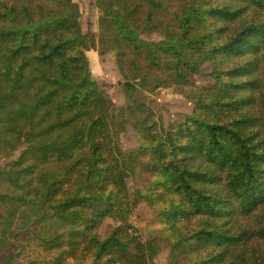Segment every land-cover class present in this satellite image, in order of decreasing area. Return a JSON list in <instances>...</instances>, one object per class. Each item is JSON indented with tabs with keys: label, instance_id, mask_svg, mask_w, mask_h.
<instances>
[{
	"label": "trees",
	"instance_id": "16d2710c",
	"mask_svg": "<svg viewBox=\"0 0 264 264\" xmlns=\"http://www.w3.org/2000/svg\"><path fill=\"white\" fill-rule=\"evenodd\" d=\"M103 10L125 97L115 109L92 76L83 0H0V253L28 231L0 264H158L164 248L167 264H264L235 245L252 225L264 243V0ZM153 27L162 40L141 37ZM204 64L212 81L196 86ZM170 86L192 109L165 123L137 94ZM121 123L136 149H122ZM139 204L158 223L146 239L130 222ZM103 218L118 223L105 235Z\"/></svg>",
	"mask_w": 264,
	"mask_h": 264
},
{
	"label": "rangeland",
	"instance_id": "374dc122",
	"mask_svg": "<svg viewBox=\"0 0 264 264\" xmlns=\"http://www.w3.org/2000/svg\"><path fill=\"white\" fill-rule=\"evenodd\" d=\"M84 3V14L81 18L82 28L84 31L90 29V43L87 55L90 61V66L92 70V76L95 82L100 87L101 91L105 94L108 103L112 108H117L121 106L124 101V92L122 90L123 81L120 77L115 63L114 54L110 44V28L109 22L110 17L106 13L104 8V0H83ZM242 20L250 17L262 18V15L255 9L246 10L242 14ZM163 32L157 28L147 29L141 34V37L147 40L159 41L163 38ZM262 68L264 69V62L262 63ZM253 77L256 80H263L264 76L256 72L254 68ZM239 80H246L245 75L239 76ZM212 81L209 76L208 65L204 64L199 73L196 76V86H205L210 84ZM174 86L161 87L150 94L138 93V97L143 101L150 104L158 113L161 114L165 123L169 120H182L184 115L191 112V104L185 100ZM264 92V88L262 89ZM26 105L21 103L20 109L22 113H26ZM254 110V108L252 109ZM121 128V146L123 150H133L137 148L136 139L133 135L132 129L129 125L120 124ZM16 154L10 158H7L1 167H9L10 162ZM154 214L151 213L147 206L144 204L137 205L131 213L130 222L136 226L138 233L142 239L156 235L158 229V223L154 219ZM118 223L114 222L111 218H103L99 223V232L101 235H105ZM252 225V224H250ZM255 225L244 226L247 231L235 230L237 237L235 239V245L240 248L242 245L253 248L256 251L264 253V243L258 239V235L251 233L250 231L255 228ZM28 235V231H25L22 235L15 234L9 248H6L0 253V258L9 252L15 246H20L21 241ZM264 242V241H263ZM210 246L203 247L196 251L194 249L195 256L204 258L208 255V249ZM242 249V248H241ZM169 250L164 248L163 251L157 255L158 264H167L169 262ZM225 262V261H224ZM221 262L219 264H228Z\"/></svg>",
	"mask_w": 264,
	"mask_h": 264
},
{
	"label": "crops",
	"instance_id": "0c3cea01",
	"mask_svg": "<svg viewBox=\"0 0 264 264\" xmlns=\"http://www.w3.org/2000/svg\"><path fill=\"white\" fill-rule=\"evenodd\" d=\"M23 233H25V231L20 232V233H18V234L22 235ZM21 243H22V241H21ZM21 243H20V245H21ZM18 247H19V246H18ZM18 247L16 246V243H15V246H14L13 248H14V249H17ZM13 248H12V249H13Z\"/></svg>",
	"mask_w": 264,
	"mask_h": 264
}]
</instances>
